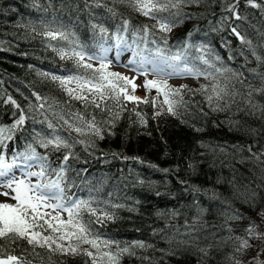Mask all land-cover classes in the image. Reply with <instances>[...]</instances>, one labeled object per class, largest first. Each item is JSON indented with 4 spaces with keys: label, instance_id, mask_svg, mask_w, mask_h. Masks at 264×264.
<instances>
[{
    "label": "trees",
    "instance_id": "16d2710c",
    "mask_svg": "<svg viewBox=\"0 0 264 264\" xmlns=\"http://www.w3.org/2000/svg\"><path fill=\"white\" fill-rule=\"evenodd\" d=\"M99 2L97 7L96 0H0V128L5 129L0 155L6 163L15 158L18 167L23 155L35 148L48 160L46 182L56 180L55 172L64 166L66 195L90 200L97 215L107 212L113 217L95 223L96 216L85 214L86 221H93L94 232L121 247L132 246L134 254L125 253L120 264H231L228 258L232 255L241 264H248L259 250L252 249L257 241L249 239L252 247L237 253L239 241L227 237H246L245 229L264 210V164L252 159L247 150L251 145L253 152L264 151V111L257 109L254 115L246 114L247 109L237 111V107L245 108L243 101L252 88L264 86L251 71L264 73V63H258L252 54L254 49L264 56V8L239 0L241 19H236L226 11L236 0H200L181 5L182 16L166 21L173 26L163 32L152 27L156 20L127 3ZM256 2L264 4V0ZM125 20L129 31L119 34L126 40L124 45L133 47L136 59L154 56L157 46L175 52L188 45L186 51L195 66L214 74L215 79L199 76L205 80L199 86L168 82L172 87L185 86V104L178 108L177 116L170 115L166 105L161 110L151 103L123 101L121 117L110 128L106 115L91 107L86 110L51 79L83 71L77 69L74 58L62 59L54 48L69 53L83 48L88 56L99 57V26L113 37L105 43L111 46ZM144 25L150 27L148 36L135 32ZM233 28L251 44L242 42ZM46 31L64 32L68 39L51 40L44 35ZM199 57L214 67L202 64ZM216 68L229 71L221 75ZM213 84L227 85L230 91L242 94L235 97L236 104L230 110L214 112L209 107L206 97L212 94ZM202 85L207 90H200ZM34 94L42 99L37 100ZM156 95L152 89L139 97L144 100ZM162 99L158 97L157 104ZM253 103L264 105V94L254 92ZM109 106L113 107L111 101ZM77 112L96 114L103 139L68 127L65 121L80 126L73 119ZM21 115L25 116L24 124L13 127ZM53 136H60L70 147L57 150L41 146L42 140ZM69 153L73 155L65 165L64 156ZM232 209L246 218L227 221L225 213ZM226 222L232 225L231 233L222 227ZM188 226L198 231L189 234ZM136 241L146 247H134ZM0 243L8 253L22 256L30 264H85L86 260L82 255L64 257L43 248L33 252L26 241Z\"/></svg>",
    "mask_w": 264,
    "mask_h": 264
},
{
    "label": "snow or ice",
    "instance_id": "6c2138e0",
    "mask_svg": "<svg viewBox=\"0 0 264 264\" xmlns=\"http://www.w3.org/2000/svg\"><path fill=\"white\" fill-rule=\"evenodd\" d=\"M120 3L129 4L134 10L142 15L154 19L157 21L156 25L152 27H158L163 32L171 31L172 23L166 21H175L177 17L182 16L181 5L199 3L200 0H119ZM249 6L253 8H264V4L257 3L256 0H247ZM96 6H100L99 0H96ZM239 7V0L235 3L228 5L226 11L233 15L236 19H241L237 8ZM175 9V11H172ZM109 12L114 13V9L109 8ZM162 13H169L167 17L162 16ZM94 29L97 26H93ZM129 31V22L124 21L121 29H118L114 36L115 44L119 47L122 44H126L124 36L119 33ZM135 32L143 33L144 36L150 34V27L144 25L140 29H136ZM232 32L240 38L242 42L251 44V41H246L245 37L233 28ZM107 29L103 26H99V48L101 53H107L109 50L105 47V43L108 40L113 39L112 36H107ZM45 36L51 40H67L68 36L64 32L58 31H46ZM163 39V38H162ZM156 43L155 40L152 41ZM166 45V39L163 40ZM145 46L147 41L145 40ZM190 47L185 46L182 50L171 52L166 51L164 48L157 46L155 48V55L151 57H142L139 61V67L144 70L145 75L148 72V68L145 65H151V71L157 74H163L167 77L181 76V75H193V76H215L212 72L201 70L195 66V63L191 61L187 54L186 49ZM62 59H75L77 69H82V72L74 73L65 77L51 76L53 81L59 82L61 88H63L68 96L80 101L85 109L91 107L94 110H99V114L106 115L108 119L105 121L109 127H114L115 123L120 119L121 113L124 110L123 101H132L134 103H151L154 107L163 109L167 106V112L170 115L177 116L178 108L185 104L183 98L182 89L185 86L172 87L167 80L146 79L144 81V88L148 91L155 89L156 97L151 99L141 100L140 97L130 94L134 92L138 87L132 78L122 75L118 72H112L108 70L109 63L104 62L105 56H88V54L80 48H76L66 51L63 48L56 49ZM151 51V50H149ZM252 54L258 63H264V56L257 55L255 50H252ZM99 59L101 62L98 66H94L92 63L86 61ZM202 64L210 65L208 59L199 57ZM130 63H136L131 61ZM191 64V66H190ZM214 67V65H210ZM227 69L216 68L215 72L224 74ZM255 73L259 79L264 82V73H257L255 69L251 70ZM242 75V74H237ZM74 85V86H73ZM130 86V89H129ZM200 90H207V86L202 85ZM189 91H192L189 89ZM199 91V90H197ZM264 94V86L260 88H252L244 99L245 108L237 107L238 112H244L248 110L246 114H255L257 109L264 111V105L253 103V93ZM211 95L206 97L209 107L214 112H222L230 110L234 104H236L235 97L242 95L239 91H230L228 86L221 87L219 84H213L211 86ZM37 100L42 98L38 94ZM162 96V101L157 104L158 97ZM11 99V98H10ZM112 102L113 107L109 106V102ZM15 104V101H11ZM19 108V105H16ZM43 108V104L40 105ZM157 115L160 114L158 111ZM136 116L139 117L141 123H145L144 117L141 113L136 112ZM63 118V117H61ZM73 119L80 122V126H76L75 123H69L68 127L81 135L85 134L87 130L99 138L103 139V129L98 125L96 120V114L84 115L79 112L73 114ZM25 116L21 115L15 122L13 127H18L24 124ZM232 123L238 124V121H232ZM49 128L53 125L49 123ZM199 131V129H197ZM10 131V130H9ZM255 132V130H252ZM5 129L0 128V144L5 139ZM7 139H11L10 136ZM84 143L83 140L78 141ZM41 146L54 149L69 148L70 145L60 136H53L51 139L42 140ZM31 147V146H30ZM252 155L251 158L260 164H264V151L259 153L252 151V146L249 145L247 149ZM73 155L69 153L64 156L65 165L69 160V157ZM29 161H34L39 164V171L27 170L23 174V178H16L12 174V169L16 167L15 158L12 163H6L3 155H0V187L4 190L0 191V196L5 197L4 201H0V242H6L8 244H15L17 241H26L28 245L32 246L33 252L36 248H43L50 253H59L62 255L78 256L82 255L86 258L85 264H120L121 257L125 253L134 254L131 252V247H121L120 243L114 240L103 239L100 234L94 232L93 221L85 220V214L89 216H96L95 223H102L105 220L113 219L112 215L107 212H101L97 215V208L92 206L90 200L71 199L66 195L65 187L62 186L64 182V166H61L59 171L55 172L57 176L56 180H48L45 178L49 171V164L47 157L41 156L35 148H31L29 154L23 155V162L28 169L32 167ZM167 171V170H165ZM37 177L38 179L33 182L30 178ZM196 191H199L196 189ZM255 193H253V198ZM247 202V201H246ZM201 213L203 209L199 210ZM61 213H66L65 219ZM264 216V210L259 213ZM227 221H239L246 217L238 210L232 209L231 213H225ZM196 221H193V225ZM189 227V234L198 231L193 226ZM229 233L232 232V225L225 223L222 225ZM258 226L255 222L248 225L245 229L246 237L229 235L227 239H235L239 241L235 252L241 253L252 245L249 243V239L264 240V232H259ZM196 238L193 237V240ZM185 243L187 241H184ZM87 245L88 247H84ZM133 246L137 248H144L146 245L142 241L133 242ZM150 247V245H147ZM201 251H206L202 249ZM231 264H241L240 260H237L234 255L228 258ZM0 264H30L22 256L12 255L7 252L3 243H0ZM256 264H264V261H256Z\"/></svg>",
    "mask_w": 264,
    "mask_h": 264
},
{
    "label": "rangeland",
    "instance_id": "374dc122",
    "mask_svg": "<svg viewBox=\"0 0 264 264\" xmlns=\"http://www.w3.org/2000/svg\"><path fill=\"white\" fill-rule=\"evenodd\" d=\"M142 15V14H141ZM144 16V15H143ZM146 17V16H145ZM149 18V17H148ZM151 19V18H149ZM106 48L109 50L107 53H100V55L105 56L106 63H109L108 70L112 72H118L122 75L128 76L129 78L133 79V82L138 86L136 90L132 93V95L140 96L148 93L149 91L144 88V81L146 79H156V80H167L169 83L173 85H182V84H193L195 86H199L201 83L205 82L202 77H197L193 75H181V76H172L167 77L163 74H157L153 73L151 71V65H145L146 68H148V72L145 75L144 70L139 67V61L141 59H136V57L133 55L134 49L130 45H120L119 47L114 45H105ZM148 57V56H143ZM142 58V57H141ZM87 62L92 63L94 66H98L100 64L99 59H93L88 61L87 57L85 58ZM131 61H135L136 63H130ZM130 88V86H129ZM131 92V91H130ZM29 163L32 165L30 169L26 167L24 162L20 164L18 167H14L12 169V174L15 175L16 178H23L24 172L27 170L31 171H39V164L34 161H29ZM33 182H35L38 178L37 177H31L30 178ZM4 189L0 187V191H3ZM6 198L3 196H0V201H4ZM61 215L66 219L67 214L61 213ZM264 217L261 215H255V224L258 226L259 232H264V220H262ZM256 245L253 250H257L254 252V257L252 261L248 262V264H256V261H264V240H257ZM258 244V246H257ZM84 247H88L85 245ZM59 254V253H58ZM61 256H71V255H62Z\"/></svg>",
    "mask_w": 264,
    "mask_h": 264
}]
</instances>
